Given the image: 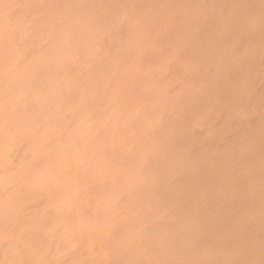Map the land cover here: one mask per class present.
Returning <instances> with one entry per match:
<instances>
[{
    "label": "rangeland",
    "instance_id": "1",
    "mask_svg": "<svg viewBox=\"0 0 264 264\" xmlns=\"http://www.w3.org/2000/svg\"><path fill=\"white\" fill-rule=\"evenodd\" d=\"M3 263L264 264V0H0Z\"/></svg>",
    "mask_w": 264,
    "mask_h": 264
},
{
    "label": "bare ground",
    "instance_id": "2",
    "mask_svg": "<svg viewBox=\"0 0 264 264\" xmlns=\"http://www.w3.org/2000/svg\"><path fill=\"white\" fill-rule=\"evenodd\" d=\"M18 51V50H17ZM171 53V52H170ZM177 53V52H176ZM11 66V65H10ZM135 70H137V68L135 69ZM188 91V90H187ZM190 93V92H189ZM36 96V95H35ZM195 96V95H194ZM44 103V102H43ZM46 105V104H45ZM43 109V108H42ZM47 110V109H46ZM44 111V110H43ZM46 113H47V111H46ZM74 113V112H73ZM27 118V117H26ZM28 119V118H27ZM49 120V119H48ZM75 121V120H74ZM33 123V122H32ZM56 123V122H55ZM58 123V122H57ZM78 125H80V124H78ZM50 126V125H49ZM76 126V125H75ZM46 127V126H45ZM55 127V126H54ZM58 127V126H57ZM63 127V126H62ZM77 127V126H76ZM47 128V127H46ZM51 128H52V126H51ZM59 128V127H58ZM56 129V128H55ZM60 129V128H59ZM65 130V129H64ZM57 131V130H56ZM84 141V140H83ZM77 142V141H76ZM108 142V141H107ZM106 144H108V143H106ZM163 145V144H162ZM101 146H103V145H101ZM105 146V145H104ZM75 149V148H74ZM65 150V149H64ZM62 152V151H61ZM75 152V151H74ZM146 152V151H145ZM59 153V152H58ZM62 154V153H61ZM144 154V153H143ZM57 155V154H56ZM65 156V155H64ZM68 156V155H67ZM98 156V155H97ZM96 156V157H97ZM106 156V155H105ZM70 158V157H69ZM82 158V157H81ZM81 160V159H80ZM115 160V159H114ZM74 161V160H73ZM83 161V160H82ZM101 161H102V159H101ZM78 162V161H77ZM113 163H115V162H113ZM112 163V164H113ZM55 164V163H54ZM70 164V163H69ZM53 165V164H52ZM118 165V164H117ZM124 165V164H123ZM122 165V166H123ZM129 165V164H128ZM55 166V165H54ZM58 166V165H57ZM72 167V166H71ZM111 167V166H110ZM115 167V166H114ZM124 167V166H123ZM58 168V167H57ZM113 168V167H112ZM117 168V167H116ZM130 169V168H129ZM56 170V169H55ZM122 170V169H121ZM73 171H74V169H73ZM77 171V170H76ZM126 171V170H125ZM40 172V171H39ZM52 172V171H51ZM75 172V171H74ZM81 172V171H80ZM124 172V171H123ZM50 173V172H49ZM55 173V172H54ZM66 173V172H65ZM73 173V172H72ZM119 173V172H118ZM130 173V172H129ZM132 173V172H131ZM43 174V173H42ZM125 174V173H124ZM115 175V174H114ZM113 175V176H114ZM118 175V174H117ZM128 175V174H127ZM66 176V175H65ZM76 176H78V175H76ZM123 176V175H122ZM90 177V176H89ZM118 178V177H117ZM124 178V177H123ZM127 178V177H126ZM48 179V178H47ZM75 179H76V177H75ZM114 179V178H113ZM40 180V179H39ZM60 180V179H59ZM78 180H82V179H78ZM89 180V179H88ZM70 181V180H69ZM73 181V180H72ZM75 181V180H74ZM83 182V181H82ZM92 183V182H91ZM104 183V182H103ZM20 184V183H19ZM87 184V183H86ZM95 184V183H94ZM97 184H98V182H97ZM108 184H110V182H108ZM88 185V184H87ZM91 185V184H90ZM103 185V184H102ZM19 187V186H18ZM91 187H93V186H91ZM103 187H104V185H103ZM108 187V186H107ZM105 188V187H104ZM109 189H111V188H109ZM19 190V189H18ZM89 190V189H88ZM92 190V189H91ZM115 192V191H114ZM78 193V192H77ZM94 193V192H93ZM13 194V193H12ZM16 194V193H15ZM21 194V193H20ZM19 194V195H20ZM14 195V194H13ZM52 195V194H51ZM79 195V194H78ZM55 196V195H54ZM72 196V195H71ZM116 196V195H115ZM10 197V196H9ZM56 197V196H55ZM11 198H13V197H11ZM58 198V197H57ZM70 198V197H69ZM39 199V198H38ZM63 199H65V198H63ZM16 200H18V199H16ZM27 200H28V198H27ZM41 200V199H40ZM49 200V199H48ZM36 201V200H35ZM65 201V200H64ZM109 201V200H108ZM6 202V201H5ZM115 202V201H114ZM45 203V202H44ZM10 204V203H9ZM24 204V203H23ZM57 204V203H56ZM71 204V203H70ZM106 204V203H105ZM108 204V203H107ZM36 205V204H35ZM39 205V204H38ZM50 205V204H49ZM92 205V204H91ZM4 206V205H3ZM44 206V205H43ZM55 206V205H54ZM72 206V205H71ZM95 206V205H94ZM113 206V205H112ZM8 207V206H7ZM11 207V206H10ZM18 207H19V205H18ZM98 207V206H97ZM74 208V207H73ZM103 208V207H102ZM121 208V207H120ZM101 209V208H100ZM17 210V209H16ZM118 210V209H117ZM117 210H116V212H117ZM45 211V210H44ZM76 211V210H75ZM127 211V210H126ZM13 212V211H12ZM78 212V211H77ZM83 212H85V210L83 211ZM103 212V211H102ZM133 212V211H132ZM40 213V212H39ZM94 213V212H93ZM124 213V212H123ZM118 214V213H117ZM132 214V213H131ZM76 215V214H75ZM84 215V214H83ZM101 215V214H100ZM129 215V214H128ZM133 215V214H132ZM15 216V215H14ZM13 216V217H14ZM37 216V215H36ZM90 216V215H89ZM38 217V216H37ZM36 217V218H37ZM46 218V217H45ZM74 218V217H73ZM123 218V217H122ZM13 219V218H12ZM15 219V218H14ZM38 219H39V217H38ZM85 219V218H84ZM93 219V218H92ZM17 220V219H16ZM46 221H49V220H46ZM122 221V220H121ZM57 222V221H56ZM78 223V222H77ZM81 223V222H80ZM88 223V222H87ZM105 223V222H104ZM38 224V223H37ZM44 224V223H43ZM74 224V223H73ZM86 224V223H85ZM103 224V223H102ZM122 224V223H121ZM42 225V224H41ZM49 225V224H48ZM70 225V224H69ZM97 225V224H96ZM9 226V225H8ZM7 226V227H8ZM52 226H53V224H52ZM107 226V225H106ZM110 226V225H109ZM45 227V226H44ZM57 227V226H56ZM77 227V226H76ZM81 227H83V226H81ZM100 227V226H99ZM112 227V226H111ZM120 227V226H119ZM123 227H125V226H123ZM47 228V227H46ZM53 228V227H52ZM110 228V227H109ZM114 228V227H113ZM116 228V227H115ZM45 229V228H44ZM38 230V229H37ZM73 230V229H72ZM94 230V229H93ZM114 230H116V229H114ZM3 231V230H2ZM5 231V230H4ZM7 231V230H6ZM34 231H36V230H34ZM45 231V230H44ZM61 231V230H60ZM85 231V230H84ZM52 232V231H51ZM63 233V232H62ZM117 233V232H116ZM120 233V232H119ZM118 233V234H119ZM2 234V233H1ZM47 234V233H46ZM52 235V234H51ZM8 236V235H7ZM6 236V237H7ZM13 236H15V234L13 235ZM50 236V235H49ZM56 236V235H55ZM89 236V235H88ZM104 236V235H103ZM124 236V235H123ZM4 237V236H3ZM47 237V236H46ZM59 237V236H58ZM68 237V236H67ZM73 237V236H72ZM115 237V236H114ZM119 237V236H118ZM15 238V237H14ZM52 238V237H51ZM78 238V237H77ZM87 238V237H86ZM93 238V237H92ZM107 238V237H106ZM2 239V238H1ZM21 239V238H20ZM79 239V238H78ZM95 239V238H94ZM19 240V239H18ZM34 240H35V238H34ZM55 240V239H54ZM71 240V239H70ZM91 240V239H90ZM104 240V239H103ZM21 241V240H20ZM23 241V240H22ZM66 241V240H65ZM78 241V240H77ZM4 242V241H3ZM25 242V241H24ZM85 242V241H84ZM83 242V243H84ZM91 242V241H90ZM108 242V241H107ZM119 242V241H118ZM5 243H7V241L5 242ZM9 243V242H8ZM7 243V244H8ZM77 243V242H76ZM102 243H104V242H102ZM113 243V242H112ZM111 243V244H112ZM10 244V243H9ZM19 244V243H18ZM23 244V243H22ZM48 244V243H47ZM51 244V243H50ZM49 244V245H50ZM59 244V243H58ZM75 244V243H74ZM89 244V243H88ZM5 245V244H4ZM11 245V244H10ZM34 246H36L35 244H33ZM63 245V244H62ZM92 245V244H91ZM47 246V245H46ZM51 246V245H50ZM100 246V245H99ZM103 246V245H102ZM16 247H17V245H16ZM21 247V246H20ZM30 247V246H29ZM91 247V246H90ZM115 247V246H114ZM25 248H26V246H25ZM24 248V249H25ZM32 248H34V247H32ZM36 248V247H35ZM63 248V247H62ZM78 248V247H77ZM93 248V247H92ZM100 248V247H99ZM108 248H109V246H108ZM10 249V248H9ZM27 249H29V248H27ZM91 249V248H90ZM110 249V248H109ZM38 250V249H37ZM41 250V249H40ZM97 250V249H96ZM11 251V250H10ZM17 251V250H16ZM36 251V250H35ZM49 251H52V250H49ZM64 251V250H63ZM69 251V250H68ZM95 251V250H94ZM102 251V250H101ZM6 252V251H5ZM47 252V251H46ZM56 252V251H55ZM86 252V251H85ZM99 252V251H98ZM122 252V251H121ZM12 253H13V251H12ZM44 253V252H43ZM43 253H41L42 255H43ZM68 253V252H67ZM234 253V252H233ZM3 254V253H2ZM1 254V255H2ZM9 254H10V252H9ZM26 254V253H25ZM81 254V253H80ZM90 254V253H89ZM119 254V253H118ZM235 254H236V251H235ZM5 255V254H4ZM15 255V254H14ZM22 255V254H21ZM56 254H54V256H55ZM76 255H78V254H76ZM85 255V254H84ZM8 256V255H7ZM12 256V255H11ZM19 256V255H18ZM40 256V255H39ZM62 256V255H61ZM88 256V255H87ZM86 256V257H87ZM102 256V255H101ZM109 256V255H108ZM107 256V257H108ZM230 256V255H229ZM10 257V256H9ZM29 257V256H28ZM27 257V258H28ZM47 257V256H46ZM80 257V256H79ZM104 257V256H103ZM120 257V256H119ZM21 258V257H20ZM114 258V257H113ZM10 259V258H9ZM31 259V258H30ZM58 259V258H57ZM68 259V258H67ZM85 259V258H84ZM107 259V258H106ZM56 260V259H55ZM124 260V259H123ZM5 261V260H4ZM24 261V260H23ZM26 261V260H25ZM28 261V260H27ZM110 261H111V259H110ZM126 261V260H125ZM90 262V261H89ZM8 263V262H7ZM14 263V262H13ZM86 263H87V261H86ZM115 263V262H114ZM131 263V262H130ZM4 264V263H3ZM81 264V263H80ZM120 264V263H119Z\"/></svg>",
    "mask_w": 264,
    "mask_h": 264
}]
</instances>
